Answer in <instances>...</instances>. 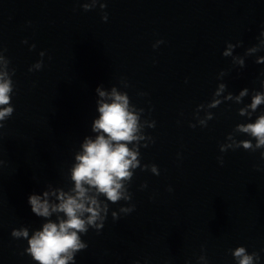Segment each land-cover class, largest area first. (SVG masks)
Listing matches in <instances>:
<instances>
[{
  "label": "clouds",
  "instance_id": "obj_1",
  "mask_svg": "<svg viewBox=\"0 0 264 264\" xmlns=\"http://www.w3.org/2000/svg\"><path fill=\"white\" fill-rule=\"evenodd\" d=\"M99 3L100 9L106 8V2L101 0H91L82 4L84 11H90ZM102 19L106 22L108 19L105 13ZM258 43L249 47L245 55L250 56L253 53L264 49V31L260 33ZM164 41L159 40L153 48L158 47ZM27 43V41H24ZM237 44L228 43L227 49L223 51L224 57L232 56L234 47ZM31 48H35L32 45ZM4 51V50H3ZM41 59L33 64L29 71H38L43 67L44 52L39 53ZM234 62L241 68L245 66L242 57H234ZM0 128L4 127V121L9 119L14 112V107L10 103L14 91L12 76L14 69H9L10 60L3 54H0ZM264 61L257 60L256 63ZM224 72H221L218 79L223 78ZM264 75V73H262ZM124 87L128 84L122 81ZM264 86V81H262ZM226 90L225 84H220L213 93L209 103L197 106L196 115L205 107L208 109L218 107L222 101L217 99ZM99 97H107L110 102L104 100L98 101L99 118L92 124V131L97 133L95 139L86 137L82 144V152L75 155V163L70 169V180L74 182V187L70 191L57 189L56 191L43 192V196L32 194L28 197V203L31 211L40 218H45L47 222L42 224V230H35L29 239V230L21 228L13 229L11 235L15 238L23 237L27 240L28 247L25 253L30 255L38 264H75V255L87 248V243L81 239L83 234H87L90 228L95 229L97 233L104 227L105 220L109 213V204H117L120 201L129 202L132 195L128 186L133 179L137 168L141 171L150 170L154 175H159V169L156 165L141 164L140 147H147V143L141 145V141H151V137L144 134L145 126L155 127V121L141 123V116L144 109L137 108L130 103L127 92L118 91L112 87L111 92H105L101 86L96 88ZM249 89L244 88L239 96L235 97L237 103L248 95ZM140 95H146L141 93ZM225 100H232L233 96L229 93ZM264 103V91H255L251 97V103L238 110L240 116H247L249 119L257 107ZM251 109V111H249ZM214 115L207 112L203 119L199 120L201 127H206L207 122L212 120ZM190 127L195 128V124ZM235 132L243 133L252 139L236 140L232 133L226 137L230 143L220 145V152L224 153L229 149L235 150L243 148L246 151L255 152L258 149H264V113L260 114L255 122L239 123L235 126ZM255 140L253 144L252 140ZM261 158L264 159V151L261 152ZM223 164V157H218ZM3 161H0L2 164ZM141 187H146L142 185ZM171 191V189H169ZM56 196L58 203H50L49 195ZM103 197V199H101ZM135 210V205L120 207L119 211H112L113 220H117L120 214H129ZM53 213L58 214L55 221L51 219ZM62 214V215H60ZM232 256L238 264H254L259 260L256 252L248 253L244 246H238L232 251Z\"/></svg>",
  "mask_w": 264,
  "mask_h": 264
}]
</instances>
